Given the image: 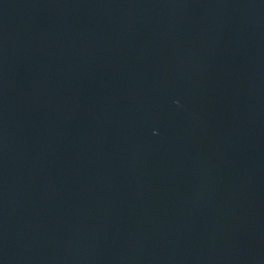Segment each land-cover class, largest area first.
<instances>
[{
  "label": "water",
  "instance_id": "obj_1",
  "mask_svg": "<svg viewBox=\"0 0 264 264\" xmlns=\"http://www.w3.org/2000/svg\"><path fill=\"white\" fill-rule=\"evenodd\" d=\"M0 264H264V0H0Z\"/></svg>",
  "mask_w": 264,
  "mask_h": 264
}]
</instances>
